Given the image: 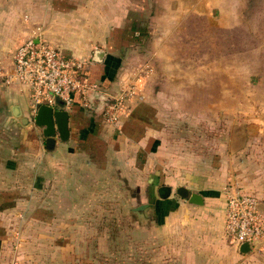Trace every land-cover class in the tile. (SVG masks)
<instances>
[{
    "label": "crops",
    "instance_id": "0c3cea01",
    "mask_svg": "<svg viewBox=\"0 0 264 264\" xmlns=\"http://www.w3.org/2000/svg\"><path fill=\"white\" fill-rule=\"evenodd\" d=\"M242 15V0H0V264H76L68 259L84 252L108 260L116 252L108 212L116 197L139 229L149 218L158 231L188 209L202 215L205 236L220 239L218 255L264 262V242L243 255L226 240L227 198L242 190L225 150L195 149L180 135L211 116L220 121L227 105L212 73L180 69L178 32L189 16L231 29ZM29 38L85 62L94 85L71 109L56 108L69 113L70 135H57L54 150L35 125L27 87L5 82L14 51ZM117 100L113 123L106 113ZM162 186L171 189L167 199ZM181 187L204 204L179 197Z\"/></svg>",
    "mask_w": 264,
    "mask_h": 264
},
{
    "label": "rangeland",
    "instance_id": "374dc122",
    "mask_svg": "<svg viewBox=\"0 0 264 264\" xmlns=\"http://www.w3.org/2000/svg\"><path fill=\"white\" fill-rule=\"evenodd\" d=\"M242 1V21L235 28L208 26L206 20L189 16L178 32L180 69L212 73L214 85L224 87L227 105L220 121L211 116L209 123L187 126L180 135H185L191 147L211 148L212 153L221 144L224 161L238 175L240 190L256 194L264 203V0ZM131 193L138 194L136 189ZM115 199L108 210L115 215L114 255L106 260L84 252L68 263L89 264L96 258L95 264H252L238 261L228 252L218 255L220 239L204 235L202 215L195 219L190 210L182 208L176 213V222L164 223L156 231L147 218V230H142L133 215L124 218L123 207Z\"/></svg>",
    "mask_w": 264,
    "mask_h": 264
},
{
    "label": "built area",
    "instance_id": "2783aa9c",
    "mask_svg": "<svg viewBox=\"0 0 264 264\" xmlns=\"http://www.w3.org/2000/svg\"><path fill=\"white\" fill-rule=\"evenodd\" d=\"M85 71V62L42 39L29 38L14 51L12 70L5 73V82L27 87L35 114L42 105L69 110L94 88ZM121 110L120 100L110 105L108 121H118ZM225 236L238 249L245 243H252L254 249L263 244L264 208L257 197L241 191L228 196Z\"/></svg>",
    "mask_w": 264,
    "mask_h": 264
},
{
    "label": "water",
    "instance_id": "95a60500",
    "mask_svg": "<svg viewBox=\"0 0 264 264\" xmlns=\"http://www.w3.org/2000/svg\"><path fill=\"white\" fill-rule=\"evenodd\" d=\"M99 56L101 52L97 53ZM35 125L44 129V135L46 137V146L48 150H54L56 144V137L59 135L60 139L66 141L69 139V113L65 110H58L50 106L42 105L38 109L35 119ZM179 197L188 199L191 204L202 206L204 204V198L197 193H190L186 188L181 187L177 191ZM161 199H167L171 195V189L166 186H162L158 191ZM140 207L137 211L144 209ZM253 250L252 243L243 244L239 251L243 255H248Z\"/></svg>",
    "mask_w": 264,
    "mask_h": 264
}]
</instances>
